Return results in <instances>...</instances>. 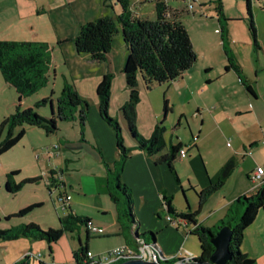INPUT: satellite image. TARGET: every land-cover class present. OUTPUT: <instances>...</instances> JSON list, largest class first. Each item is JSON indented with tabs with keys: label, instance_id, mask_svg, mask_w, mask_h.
I'll return each mask as SVG.
<instances>
[{
	"label": "crops",
	"instance_id": "obj_1",
	"mask_svg": "<svg viewBox=\"0 0 264 264\" xmlns=\"http://www.w3.org/2000/svg\"><path fill=\"white\" fill-rule=\"evenodd\" d=\"M165 1L173 11L181 14V18L186 11L195 10L198 3L201 12L208 13L211 19L217 18L213 24L217 23L218 27L214 30V41L211 42L210 38L205 40L204 44L211 42L210 46L198 52L194 66L181 77L157 84L151 89L140 82V101L137 105L139 132L148 138L158 124L165 126V146L158 154L151 156L137 148L121 111L129 98L123 72L129 51L122 31L114 36L107 64L93 61L88 53L79 54L74 44V38L83 24L105 15L117 16L122 11L121 5L114 1L106 5L103 0H0V39L48 42L53 51H60L61 59L69 66L68 72L61 73L57 66L54 69L51 67L53 89L61 75L63 83L65 80L72 82L91 102L84 133L76 120L72 121L74 123L60 121L59 129L51 134H45L40 127L27 126L26 134L20 141L26 148L25 155L31 152L26 156L27 160L23 158L22 164L12 160L0 161V227L12 228L36 222L43 229L46 228L42 222L29 216L19 218L15 215L29 205L38 204L35 206L38 207L44 203L38 192L29 191L33 186L36 189L41 180L23 186L19 197L21 190L12 193L6 189V176L10 171H20L14 175V181L20 182L29 177H41L51 169L59 171L58 168H64L68 170V175L63 178L62 184L60 180L57 182L61 187L58 188L59 194L69 196L68 189L76 194L74 201L70 194L69 206L66 207L68 211L62 216L72 212L92 219L104 229L103 232L92 233L86 225L78 224L77 228L63 232L56 241L48 243L29 237L0 240V264H14L27 252L40 253V264H73L75 251L82 247L87 255H99L94 252L99 248L91 241L93 235L108 237L112 240L110 247L123 245L137 250L139 247L134 235L137 232L146 242H156L163 253L174 259L188 258L189 253L197 257L201 253V245L198 236L192 232L194 227L204 225L214 228L224 219H231L228 224L232 225L244 211V205L238 199L258 191L250 175L257 166H264V10L259 8L261 3L254 9L261 42V48L255 50L244 0H221L226 20L218 17L217 0H191L187 5L183 3L187 0H173V4L171 0ZM131 2L137 15L156 18L155 0ZM190 3L193 4L192 9L188 7ZM188 20L182 21L192 38ZM202 48L199 46V49ZM229 56L241 66V74L235 68H226ZM108 67L114 72L110 113L119 120L126 145L133 148L121 172V180L133 197V217L128 216L126 200L123 201L115 189L105 163L112 167L119 158L116 131L102 118L98 107L97 86ZM242 79L253 86L255 94L247 90ZM157 86H162L163 92ZM37 92L25 97L21 107L34 106L43 97H48ZM160 93L164 106L158 99ZM166 103L169 109H166ZM18 104L17 90L5 81L0 71V123L16 110ZM171 110L179 117L173 128L180 130L185 118L190 131L187 140L179 136L178 140H174L172 134L168 133L166 121ZM38 111L45 116L51 115L50 106L41 107ZM88 130L94 139L91 142L86 135ZM83 140L92 148L85 153L77 145ZM173 146H179L174 161L176 173L167 163L157 161L159 156L170 153ZM182 148L186 149V156L181 155ZM230 160H234V168L223 185L202 205L195 215L196 222L169 211L167 201L178 213L198 210V193L219 179ZM47 179L45 186L48 187V183L57 185L50 176ZM62 188H65V192ZM111 193L117 195L118 205ZM86 195H91L94 201L84 202L82 199ZM168 216L172 217V221ZM133 219L137 224L132 222ZM241 249L254 260L253 264H264V209H260L255 221L245 230Z\"/></svg>",
	"mask_w": 264,
	"mask_h": 264
},
{
	"label": "trees",
	"instance_id": "obj_2",
	"mask_svg": "<svg viewBox=\"0 0 264 264\" xmlns=\"http://www.w3.org/2000/svg\"><path fill=\"white\" fill-rule=\"evenodd\" d=\"M113 1L121 5V13L115 17L111 15L101 16L83 24L79 34L74 38L75 49L79 54H90L93 61L107 64L109 63L108 55L112 49L114 36L122 31L129 51L123 67L129 88V98L122 105L121 111L137 148L152 156L158 154L165 146V126L158 124L151 137L148 138L139 132L137 126V105L140 101V82L147 89H151L156 84L171 82L191 69L196 63L198 55L190 33L182 21L181 14L178 11H173L165 0H155L157 13L155 19L137 15L131 0H103V3L110 5ZM244 1L249 32L255 50H259L261 42L254 16L255 0ZM261 1L264 9V0ZM216 8L219 19H226L221 0L216 1ZM52 53L53 47L48 42L0 39V71L5 81L17 90L19 103L16 110L6 116L0 123V154L8 151L23 139L27 126L40 127L48 134H51L59 129L60 121L76 120L84 133L83 128L89 120L91 102L69 80H65L62 93L58 97L57 102L52 96H49L40 99L34 106L21 107V102L25 97L35 94L49 82L53 60ZM226 68H235L239 74L242 73L241 66L235 63L234 58L231 56H229V64ZM113 78L114 72L108 67L97 86L100 114L115 129L119 149V158L113 163V166L109 167L106 161L105 163L110 178L114 179L115 187H118V190L125 195L128 216L133 217V197L128 186L121 180V172L126 160L131 156L133 148L126 145L121 124L110 113ZM243 82L247 90L255 94L253 86L246 80H243ZM52 104L54 110L52 111L51 109L50 116L42 115L38 111L39 108L44 106L51 107ZM166 109H169L167 103ZM178 150L179 146H173L170 153L159 156L157 161L167 163L170 169L176 173L174 161ZM234 165V160H230L224 167L219 179L198 193L200 198L198 210L193 213H178L171 202L167 201L169 211L196 222L195 215L207 198L223 185ZM19 172V170H13L7 174L6 189L9 192L16 193L26 184L37 183L42 179L41 177H29L20 182H15L14 175ZM59 174L58 170L51 169L47 176H50L53 182H58L57 177ZM50 186H54L53 183ZM111 196L115 202L119 201L114 193H111ZM238 202L244 205V211L233 221L232 225L228 224L231 219H224L214 228L204 225L194 227L192 232L198 236L201 245V253L195 258L208 260L215 250V246L211 241L212 237L222 227L228 225L232 229L230 242L231 258L226 264L254 263V260L242 251L241 244L245 230L255 221L260 209H264V185L255 194L240 197ZM37 205L33 204L22 208L15 215L24 216ZM59 219L61 226L58 229L51 227L43 229L36 222L25 223L12 228L0 227V240L29 237L52 242L56 241L63 232L77 228L78 224L86 225L88 220H90L88 217L78 216L72 212L61 216ZM132 222L137 224L134 219ZM134 235L135 241H137V238H142L138 232L134 233ZM153 240H155V237ZM151 243L157 246L156 242L153 241ZM85 251L83 247L75 251L76 259L74 263L81 264V261L87 256ZM31 258L29 254L25 253L24 257L14 264H31ZM176 260L172 258L167 261L173 262Z\"/></svg>",
	"mask_w": 264,
	"mask_h": 264
},
{
	"label": "rangeland",
	"instance_id": "obj_3",
	"mask_svg": "<svg viewBox=\"0 0 264 264\" xmlns=\"http://www.w3.org/2000/svg\"><path fill=\"white\" fill-rule=\"evenodd\" d=\"M188 1L190 2L191 0H187L186 2H183V3L185 5H187L189 3ZM261 2H262L261 0H255L254 1V9H255L256 6H258V3H261ZM173 3H174V1L171 0V4H173ZM210 6H211V3H210ZM259 8L263 9L262 8V4H260ZM254 16L256 17L255 11H254ZM200 17H206L208 19L200 20L201 19ZM210 17L211 16L208 13L201 12V9L199 8V4L196 3V9L195 10H189L188 12L186 11L184 13L183 18H182V20L189 19L187 24H188V26L190 28V32H191V35H192V38H193L194 48H195L197 54H198V52L201 53L202 50H206L210 46L211 42L214 41V39H215L214 30H215L216 27H218V24L216 23L214 25L213 22L217 21L216 20L217 18L214 17L213 19H211ZM224 20H226V19H224ZM207 38H210L211 42L210 43L206 42L204 44V42H205V40ZM199 46H201L203 48L199 49ZM53 54H54V56H53V62L54 63L51 66L52 69H54V66L55 67L57 66V69H58L59 73L68 72L69 71V66L64 64L63 60L61 59L60 51L59 50H55V51H53ZM74 64L76 65V63H74ZM50 78H51L50 82L47 83L42 88H40L37 93H39L41 95L47 94L48 97L52 96L54 98L55 102H57V99L61 95L62 89L64 87V85H63L64 84L63 83L64 80L61 77V75H59V78H58V81L56 83V87H55V90H54L53 89V87H54V79L53 78L54 77L52 76V74H51ZM157 87H159V89H161L159 91H162V89H163L162 86H157ZM165 87H167V86H165ZM155 91L156 90H154V92ZM161 93L158 95V99H159V102L161 103V105L164 106V100L161 99V96H162ZM50 109H51V107H50ZM178 118L179 117H178L177 113L171 110L170 113H169L168 120L166 121V125L168 126V129H169L168 133L172 134L174 140H178L177 136H179L183 140H187V137L190 136V131H189L188 125H186L185 118H184V124L180 128V130L178 128L177 129L173 128V127H175V124L177 123ZM67 122L74 123L72 121H67ZM124 123L126 124V122H124ZM126 126H127V124H126ZM43 131H44L45 134H48L45 130H43ZM126 134H128V136H129V133L127 131H126ZM86 135H87V138L90 139V142L94 140L92 138L91 133H90L89 130L87 131ZM130 136H131V134H130ZM19 143L20 142H18L15 146H13L8 151L0 154V161L2 163L8 162L9 160H12L13 162H16L17 164H22L23 158H24V160H27L26 156L28 157L31 154V152L27 150L28 151L27 155H25L26 148L23 147V143L22 142L20 144ZM56 145H55V147H56ZM77 145H80V146H78V148L79 149L81 148L83 150V153H85V151H87V150L89 151L90 149H92L91 146L84 140L81 141L80 143H77ZM53 148H54V145H53ZM30 158H32V156H30ZM31 160L29 159V161H31ZM34 160H35V158H34ZM28 163H30V162H28ZM32 163H33V165H35V161H33ZM29 166H31V165H29ZM58 169H59V172H60V174L58 176H59L60 180L63 181V178L66 177V175H68L67 174L68 170L67 169L64 170V168L63 169L58 168ZM74 175H75V172H74ZM41 178H42L41 179V183L38 185V187L36 186V189H34V186H33V188H31V190L29 189V191H34L35 190L34 192H38L39 196H41V198H43L44 203L41 206L35 207L30 212L26 213L24 215V217H28L29 216V218H31V219H34V220L42 222L43 225L46 226V228H44V229L50 228V227H47V226H52V227L54 226L53 228L58 229V227H60V222H59L60 216H62L63 214H65V212L68 211V209H66L64 207V205L62 204V202L58 198V196L60 195L59 194L60 193L59 189H61V187H58L57 185L53 187V186H50L49 183H48V187L45 186V181L48 180L47 179V172H44L43 175L41 176ZM113 182H114V179H113ZM63 186L64 185H62V187ZM114 186H116L115 182H114ZM27 187H29V186H27ZM53 188H56V189L53 190ZM41 189H43V190H41ZM115 189L117 190V192L119 194H121V197H122L123 201H125V195L121 191L118 190V187L115 188ZM62 190H63V192H65V188H62ZM89 190H92V189L89 188ZM18 193H19L18 195L20 197L21 193H22V190L19 191ZM67 193H69L70 198H71V195L73 196V200L72 201H74L76 193L73 190H70V189H68ZM182 199L185 200L184 197H182ZM82 200L84 202L88 201L89 203L94 201L93 197L91 195L84 196V198ZM118 204H119V201L116 203V205H118ZM19 218H23V217L19 216ZM2 222L3 223H7V224L9 223V221H6V220H2ZM84 238L86 239V233H84ZM91 241H93L94 245L99 248L97 251H94V252H98L99 253V255H96L95 257L101 256V257L104 258L107 254H109V252L111 250L114 249L113 247H110L111 244H112V240H110L108 237L107 238L105 236H97L96 237V236L93 235L92 238H91ZM47 243H48V241H47ZM118 247H120V246H118ZM36 254H38V253H36ZM47 254H49V252H47ZM190 254L191 253H189V256H191ZM163 256H169V255H166L165 253H163ZM169 257H171V256H169ZM38 259L39 258H32L31 264H40ZM45 264H53V263L49 262V263H45Z\"/></svg>",
	"mask_w": 264,
	"mask_h": 264
},
{
	"label": "built area",
	"instance_id": "obj_4",
	"mask_svg": "<svg viewBox=\"0 0 264 264\" xmlns=\"http://www.w3.org/2000/svg\"><path fill=\"white\" fill-rule=\"evenodd\" d=\"M188 7L192 9L193 4L190 3ZM56 147H58V145H56ZM180 153L182 156H186L187 154L186 149L182 148L180 150ZM0 165H1V162H0ZM250 178L255 183L256 188L259 189L262 185H264V166L262 165L257 166L256 169L251 173ZM57 179L60 180L59 176L57 177ZM62 183L63 182L61 181V184ZM57 186H59V183L57 184ZM58 198L62 202L65 208L69 206V196L60 194ZM168 219L172 221L171 216H168ZM86 227L92 233H100L104 231V229L98 226L97 224H95L92 219L88 220V222L86 223ZM137 242H138V247H139L137 250L131 247L120 246V247H116L113 250H111L109 254H107L104 258L101 256L95 257L92 254H88L86 258H84L83 261H81V264H88V263L90 264H117L123 260L133 258V257L143 258L146 260H156V261L158 260L167 261V260L172 259V257L163 256V252L161 251V249L158 246H155L151 242H146L142 238H137ZM26 254H29L32 258L40 259L41 257L40 253L36 254L34 252H27ZM73 264H76V263H73Z\"/></svg>",
	"mask_w": 264,
	"mask_h": 264
},
{
	"label": "water",
	"instance_id": "obj_5",
	"mask_svg": "<svg viewBox=\"0 0 264 264\" xmlns=\"http://www.w3.org/2000/svg\"><path fill=\"white\" fill-rule=\"evenodd\" d=\"M52 111L54 110L53 104L51 105ZM232 238V229L230 226L226 225L222 227L211 241L215 246V250L211 254L208 260L198 259L195 257L180 258L176 261H156V260H146L143 258H129L123 260L117 264H226L231 258L230 252V242Z\"/></svg>",
	"mask_w": 264,
	"mask_h": 264
}]
</instances>
